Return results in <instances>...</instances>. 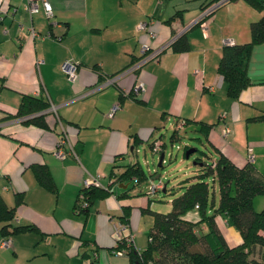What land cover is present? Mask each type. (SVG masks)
I'll use <instances>...</instances> for the list:
<instances>
[{"label": "crops", "instance_id": "obj_1", "mask_svg": "<svg viewBox=\"0 0 264 264\" xmlns=\"http://www.w3.org/2000/svg\"><path fill=\"white\" fill-rule=\"evenodd\" d=\"M48 1L49 16L41 6L30 14L24 0L2 4L0 117L17 110L22 94L43 97L55 111H42L44 125L24 122L25 117L0 121V196L14 206L11 225L34 227L0 232V240H10L0 246V264H128L113 249L130 234L136 248L146 245L141 220L144 209H152L154 193L147 188L154 175L124 192L127 184L112 173L134 162L144 142L151 148L159 143L162 152L164 142L155 134L171 121L188 120L185 127L236 165L247 163L251 148L253 165L264 172V117L255 118L264 115V42L251 48L250 84L237 98L228 95L217 71L224 41H248L250 22L262 14L258 8L247 0H227L195 24L209 0ZM182 34L188 47L175 51L170 44ZM143 44L162 50L133 68ZM66 59L77 64L73 80L61 66ZM140 82L144 91L133 93ZM201 123L211 126L200 128ZM64 134L74 153L59 158L54 151ZM35 164L48 167L55 190L39 183ZM91 177L109 186L108 192L78 214L75 199ZM17 196L22 199L15 204ZM258 203L263 206L264 199ZM216 222L229 245L241 241L225 218L217 215Z\"/></svg>", "mask_w": 264, "mask_h": 264}, {"label": "trees", "instance_id": "obj_2", "mask_svg": "<svg viewBox=\"0 0 264 264\" xmlns=\"http://www.w3.org/2000/svg\"><path fill=\"white\" fill-rule=\"evenodd\" d=\"M219 1L222 4L227 0H209L203 4L202 11ZM247 1L262 14L250 22L248 41L224 45L217 66L219 75L226 83L227 93L232 98H237L240 91L250 84L248 57L254 44L264 42V0ZM217 6L195 24L210 16ZM170 45L175 51L188 47L183 34ZM48 107L49 102L43 97L22 94L17 110L14 113L4 110L0 121L25 117L24 122L44 125L42 111ZM261 117L264 115L255 118ZM188 122L184 120V125ZM210 126L211 124L201 123L200 128ZM176 128L179 127H175L171 137L177 136ZM199 152L202 156L195 158V163L201 170L194 180L187 181L179 195L172 198L171 209L167 212L144 209L151 215L147 242L140 249L133 244L128 246L125 254L128 264H264V205L259 210L254 207L255 197L264 195V172H259L249 161L241 166L236 165L217 148L214 151L209 148L208 153L204 150ZM206 158L209 159L205 160ZM118 166L121 167L120 170L112 174L115 180L127 184L124 192L149 177L138 161L125 162ZM33 171L43 187L55 190L54 180L46 165L35 164ZM207 177H211L212 182L217 184V202L213 192L210 193L209 184L205 180ZM130 178L136 180L128 182ZM108 188L109 186L102 185L101 182L100 185H83L75 199L74 211L85 214L95 199L107 194ZM21 199V196H17L15 204ZM190 209L198 212L199 218L196 221L182 217ZM217 215L225 218L240 233L239 243H227L217 225ZM13 217L14 206H8L0 196V232L3 236L34 229L31 225H11L9 222ZM126 237H119L118 240L123 239L122 243L125 244Z\"/></svg>", "mask_w": 264, "mask_h": 264}, {"label": "rangeland", "instance_id": "obj_3", "mask_svg": "<svg viewBox=\"0 0 264 264\" xmlns=\"http://www.w3.org/2000/svg\"><path fill=\"white\" fill-rule=\"evenodd\" d=\"M175 127L176 122L171 121L170 123H166L165 126L159 129L155 134L156 138L160 135L162 139L160 141L164 142V159L161 166H158V159L161 151L154 152L149 146V142L141 144L136 156H133V161H138L147 174L154 175L152 178L153 183H158L160 181L166 187L165 191L159 189L150 196L152 199L151 208L158 212H167L171 209L172 198L179 195L184 190L187 181L194 180L201 170V167L197 163H194L195 158L202 156L199 150H204L208 153L209 149L203 135L194 130L191 126L176 128L178 133L176 134L177 136L171 137ZM190 148L197 150H193L190 152L189 156L186 157L185 152ZM208 159L209 158H206L205 160ZM205 180L209 184L210 193L212 194L213 192L215 202H217V184L212 182L211 177H207ZM141 183V185L144 184V182ZM131 186L132 184L129 185V187ZM259 198L264 199V195H259L255 199L254 207L258 210L262 206L258 203ZM145 213V216H143L144 218L141 220V225H146L147 229L142 233L141 240L146 243V233L151 225V215L148 211ZM182 217L191 221H196L199 218L198 212L193 209L187 210ZM233 229L235 228L233 227ZM234 243L235 242H230V244ZM123 259L126 260V257H123Z\"/></svg>", "mask_w": 264, "mask_h": 264}, {"label": "built area", "instance_id": "obj_4", "mask_svg": "<svg viewBox=\"0 0 264 264\" xmlns=\"http://www.w3.org/2000/svg\"><path fill=\"white\" fill-rule=\"evenodd\" d=\"M4 0H0V20L2 19V15H3V10H2V4H3ZM222 1H219L218 3H215L213 5H211L210 7H207L206 9H204L201 13V16L199 17L202 18L205 14H207L212 8H214L215 6H217L218 4H221ZM42 7V9L44 10V12L49 16L52 14V10H51V6L48 0H24V4L23 7L25 10H27L30 14L38 11L39 7ZM198 19V20H199ZM141 26H143V24H141ZM23 25H19V29L23 30ZM30 33L33 36H38L40 35L38 32H36L33 28H29ZM225 43L231 44L232 41L231 40H225ZM162 48H158L154 51H150V48L148 45L143 44L142 48H141V57L139 62H137L133 68L141 65L144 61L149 60V59H153L155 57H157L160 52H161ZM62 68L65 71V73L67 74L69 80H73L75 78L76 75V70H77V64L70 59H66L65 61H63L62 63ZM112 79H106V81L102 84V85H106L109 82H112ZM210 89L212 90V87H210ZM133 93L138 94L141 91H144V87L143 84L140 83H136L133 85ZM49 111H55V107L53 105H50V107H48ZM184 125V120H180L176 123V126L181 128ZM230 131V128L228 126H224L223 127V134L226 135L228 132ZM178 147V146H177ZM152 150L154 152H159L161 150V146L159 143H154L152 146ZM74 153L71 145L69 144V142L67 141V136L64 134L63 137L60 138L59 140V144L56 148V150L54 151L55 155L59 158H63L65 157L68 153ZM254 160V154L251 151V148L248 149V161L249 162H253ZM133 180L135 181L136 179L133 178ZM100 185V181L98 177H91L90 179H86L84 181V185ZM163 186V184L159 181L158 183H150L148 185L147 188V193L149 194H153L155 191L161 189ZM115 227V232L117 234H120V227H121V223H117L114 225ZM131 244H133V234H130L126 237L125 239V244L122 247H115L113 249V252L116 255H125L128 246H130ZM10 245V240L9 239H2L0 240V246L5 247V246H9Z\"/></svg>", "mask_w": 264, "mask_h": 264}, {"label": "water", "instance_id": "obj_5", "mask_svg": "<svg viewBox=\"0 0 264 264\" xmlns=\"http://www.w3.org/2000/svg\"><path fill=\"white\" fill-rule=\"evenodd\" d=\"M193 150H195V149H192V148L188 149V150L185 152V156L188 157L189 154H190V152H192ZM163 159H164V152L162 151V152L160 153V155H159L158 166H161ZM194 163H195V162H194ZM123 186H126V184H123Z\"/></svg>", "mask_w": 264, "mask_h": 264}]
</instances>
